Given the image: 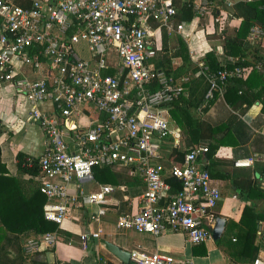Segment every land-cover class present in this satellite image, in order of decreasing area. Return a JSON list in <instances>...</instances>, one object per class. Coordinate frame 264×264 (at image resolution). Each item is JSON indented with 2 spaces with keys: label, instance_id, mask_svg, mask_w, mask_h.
<instances>
[{
  "label": "built area",
  "instance_id": "built-area-1",
  "mask_svg": "<svg viewBox=\"0 0 264 264\" xmlns=\"http://www.w3.org/2000/svg\"><path fill=\"white\" fill-rule=\"evenodd\" d=\"M252 1L259 0L235 2ZM182 4L195 13L189 25L175 19ZM234 4L232 0H0V86L11 85L26 100L30 117L46 138L34 176L46 198V220L62 224L82 207V200L103 214L100 205L115 187L102 184L97 191L85 192L81 184L94 181L95 167L121 165L138 175L144 189L141 210L120 216L118 228L154 237L181 233L191 245L211 240L208 225L221 193L211 185L209 171L198 166L208 146L193 145L182 165L173 167L172 176L181 182L177 192L163 180L164 168L158 163L165 144L181 146L183 134L171 118L170 104L187 95L190 79L166 74L155 61L163 35L181 37L187 27L193 32L197 22L212 16V23L220 24V13ZM263 32L264 24L253 26L247 42L258 44ZM80 42L86 44L89 58L75 51ZM195 64L209 84L206 99L216 91L223 95L227 81L247 76L246 68L211 73L201 59ZM23 67L35 78L25 75ZM255 158L236 159L233 166L253 167ZM258 187L264 191V177ZM55 243L56 234L45 233L27 241L23 251L30 255ZM130 261L192 264L139 250L130 253ZM252 264H264V256Z\"/></svg>",
  "mask_w": 264,
  "mask_h": 264
},
{
  "label": "crops",
  "instance_id": "crops-1",
  "mask_svg": "<svg viewBox=\"0 0 264 264\" xmlns=\"http://www.w3.org/2000/svg\"><path fill=\"white\" fill-rule=\"evenodd\" d=\"M232 1L237 3L235 2L237 0ZM233 12V9L225 8L220 13V24L212 23L213 16L212 19L206 18L204 21L197 22L193 27V32H189L192 41L195 40L198 45L196 52L191 46L190 39L186 40L189 34H183L181 37L163 35L161 46H164L165 43V49L170 54L180 40L186 44L188 54L192 53L190 65L181 63L178 59H172L173 71L171 74L176 77L188 76L190 80L187 83L192 82L191 80L195 77V63L209 51L215 53L216 59L222 65H232V61L236 63L238 59L229 57L222 52L221 31L231 33L239 27L241 22L240 19L234 18ZM207 35H210L211 38L208 39ZM251 46L257 49L258 56L264 59V32L259 43ZM255 67L257 72L263 76L262 84H264V64H257ZM246 69L248 74L250 68ZM21 71L25 75L35 78V74L29 68L23 67ZM244 89H246L245 86ZM260 89L261 85L255 87L253 91L257 92ZM222 97L223 95L218 94V97L210 104L205 102L199 110V116L212 125H219L236 117L237 122L230 128V131L237 141V145L220 146L211 156L199 157L198 166L210 172L211 185L221 193V200L212 210V214L223 217L226 221L225 225H228V222L238 224L244 208V203L238 197L235 186L232 184V176L239 179L240 175L253 173V180L257 186L259 178L262 177L259 172L264 165V116L261 114L262 104L259 101L250 106L242 104L234 109L229 107ZM46 142L41 128L30 117L26 100L16 95L11 85L0 86V160L5 165L8 175L38 182L34 176L18 175L16 156L18 153H23L27 157L39 158L44 152ZM185 143L186 136H183L179 148L184 150ZM171 149L172 147L168 143L162 147L163 159L168 158ZM250 156L256 157L253 167L235 168L233 166L236 159ZM100 185L102 184L94 180L81 184V187L85 192H89L97 191ZM143 189L144 184L140 180L138 184L125 186L124 189L119 190V193L108 196L107 202L100 205L105 209L101 215L98 214V207L89 206L82 200V207L71 212L70 219L58 225L63 233L59 235L55 233L56 243L49 249L30 255L24 254L23 251L24 264H47L35 259L38 254L47 251L54 253L56 264H123L105 249L102 241H107L130 253L135 250L145 253L157 252L171 256L176 261H190L192 264L253 263L249 251L245 255L241 252V244L238 239L240 233L234 225L231 227L233 231L231 234L236 236H231L230 242L223 243L220 241L221 239L220 242H216L211 239L200 245L189 244L181 233L165 232L154 237L150 234L118 228L117 223L120 216L136 214L141 210ZM74 190L75 187L72 186L71 193ZM254 204L258 209L264 210V200H257ZM93 234H98L99 238H93ZM41 235H27L22 241L21 247L27 241L37 240ZM254 246L259 248L256 257L264 256V227L262 225L256 233ZM7 256L14 259L16 257L15 250H8ZM128 264L134 263L130 261Z\"/></svg>",
  "mask_w": 264,
  "mask_h": 264
},
{
  "label": "trees",
  "instance_id": "trees-1",
  "mask_svg": "<svg viewBox=\"0 0 264 264\" xmlns=\"http://www.w3.org/2000/svg\"><path fill=\"white\" fill-rule=\"evenodd\" d=\"M233 16L240 19L237 29L226 33L221 31L223 54L238 59L234 65H222L218 62L213 51H209L202 57V61L209 67L211 73L218 70L234 67L250 68L245 78H234L225 83L223 93L224 102L231 108L242 104L247 106L259 101L262 104L261 114L264 116V84L263 76L257 72L256 65L264 64V59L258 56V50L246 42L249 30L254 25L264 23V0L252 2H237L233 7ZM216 10L214 11V16ZM196 18L193 9L188 4H182L178 8L177 22L189 25ZM210 39L211 36L207 35ZM164 46L155 61L158 69L166 74L172 73V59H178L181 63L191 64L188 49L183 40L170 54ZM194 79L185 85L187 95L181 96L170 104V115L175 124L186 136L185 149L172 148L167 159L158 161L164 168L163 180L170 185L172 192L181 190V182L172 176L173 167L181 166L184 154L195 144H206L211 156L220 146H236L237 141L231 134L230 128L237 122L236 117L219 125H212L199 116V110L205 102L211 103L218 97V92L213 93V98L206 99L209 89L208 81L197 68L194 70ZM261 85L260 91L254 92V88ZM244 86L246 89H244ZM198 116V117H197ZM18 175L37 176L39 173L38 158L27 157L23 153L16 156ZM210 173V172H209ZM250 173V172H249ZM240 175L239 179L232 176V184L236 193L244 203V208L238 224L228 222L227 226L236 227L239 231L241 252L245 255L251 253L252 262L258 254V246H254V240L259 227H264V210L258 209L254 204L257 200H264V191L253 180V173ZM260 175L264 177V165L260 169ZM211 176V175H210ZM94 180L99 184H109L115 187L114 193H119L121 187L138 184L140 178L131 168L121 165L111 167H95ZM45 196L40 192V184L31 179H22L8 175L6 167L0 160V264H24L23 247L21 243L27 235H39L45 233H63L58 224L48 221L44 217ZM14 249L16 257L10 259L7 252Z\"/></svg>",
  "mask_w": 264,
  "mask_h": 264
},
{
  "label": "water",
  "instance_id": "water-1",
  "mask_svg": "<svg viewBox=\"0 0 264 264\" xmlns=\"http://www.w3.org/2000/svg\"><path fill=\"white\" fill-rule=\"evenodd\" d=\"M225 219L221 216H214L208 227L211 232V239L213 241H217L221 238L222 233L225 228ZM105 249L113 255L116 259H118L123 264H128L130 262V252L124 251L117 247L114 244H111L107 241H102ZM35 259L37 261H42L47 264H56L54 253L51 251H47L44 253L38 254Z\"/></svg>",
  "mask_w": 264,
  "mask_h": 264
},
{
  "label": "rangeland",
  "instance_id": "rangeland-1",
  "mask_svg": "<svg viewBox=\"0 0 264 264\" xmlns=\"http://www.w3.org/2000/svg\"><path fill=\"white\" fill-rule=\"evenodd\" d=\"M197 31H198V29H197ZM189 32H190V29H189V27H187L186 28V31H185V33H187V34H189ZM189 39H190V42H191V46H192V48L194 49V51L196 52L197 51V48H198V45H197V43H196V41L195 40H193L192 41V39L190 38V34H189ZM175 44V43H174ZM173 44V45H174ZM172 45V46H173ZM75 51L77 52V54L81 57V58H89V52H88V50H87V46H86V44L84 43V42H80L79 44H77V45H75ZM84 120V119H83ZM171 126V128H173L174 127V125H170ZM227 227V225H225V228ZM224 228V229H225ZM231 232H233L232 231V229L231 228H229V226L227 227V229H226V231H225V233H224V235H223V237L222 238H220L219 240L220 241H222L223 243H227V242H230V240H231V236H236V235H232L231 234ZM219 240H217L218 242H220ZM216 241V242H217Z\"/></svg>",
  "mask_w": 264,
  "mask_h": 264
}]
</instances>
